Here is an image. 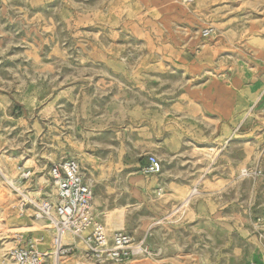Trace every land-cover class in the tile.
Listing matches in <instances>:
<instances>
[{
	"label": "rangeland",
	"instance_id": "1",
	"mask_svg": "<svg viewBox=\"0 0 264 264\" xmlns=\"http://www.w3.org/2000/svg\"><path fill=\"white\" fill-rule=\"evenodd\" d=\"M254 107L264 0H0V264L19 234L48 241L15 188L43 201L68 158L96 217L154 252L126 264H264V209L242 175L258 136L238 130ZM150 155L158 175L142 171Z\"/></svg>",
	"mask_w": 264,
	"mask_h": 264
},
{
	"label": "built area",
	"instance_id": "2",
	"mask_svg": "<svg viewBox=\"0 0 264 264\" xmlns=\"http://www.w3.org/2000/svg\"><path fill=\"white\" fill-rule=\"evenodd\" d=\"M211 30L203 33L204 38ZM145 175H158L162 172V163L154 155L148 157V163L142 168ZM19 177L29 182L34 171L18 166ZM259 171L244 170L243 177L252 178ZM54 193L43 201L34 200L24 191L20 194L18 211L20 217L29 216L36 222L48 223L53 227L55 243L49 254L38 249V241L32 237L18 235L14 246L8 252L11 264H62L78 250L75 243H65V238L82 241V258L88 264H126L139 258H153L154 252L144 240H137L125 231L110 232L94 213L95 193L84 179L82 168L75 158L54 163L49 171ZM255 264V263H251Z\"/></svg>",
	"mask_w": 264,
	"mask_h": 264
},
{
	"label": "crops",
	"instance_id": "3",
	"mask_svg": "<svg viewBox=\"0 0 264 264\" xmlns=\"http://www.w3.org/2000/svg\"><path fill=\"white\" fill-rule=\"evenodd\" d=\"M247 112L248 113H255V114H264V108H261V110H256V107H254V108H250ZM256 118L258 120L254 121V120H250V117H247L245 119V121L238 126V130H241L243 128V129L246 130L247 134L249 133V130L255 131L253 133H257V136H258V137L256 136L257 137V143H255V147L250 148V151H249V159H251V155H252L253 158H254V162L253 163L248 162V165H250L249 166L250 170L259 171L260 174L254 176L252 178H245L244 180L247 183H249V184H251V183L254 184V187H253L254 190L253 191L258 195V197H260V207H262L264 209V115H261V116H258V117L256 116ZM254 124L256 126H258V128L254 129V127H253ZM256 129H258V132H256ZM256 146L257 147L261 146V149H259V148L257 149ZM147 163H148V160H147L145 165H147ZM81 168H82V166H81ZM82 171H83V169H82ZM178 195H179V193H178ZM116 231H119V230H116ZM113 232H115V231H113ZM30 233H32V232L29 231L28 234L26 236H23V237L24 238L32 237V238L36 239L38 241V249L41 252H43V250H41L39 248L40 244L44 243V241L41 240L42 236L41 235L35 236L33 234L30 235ZM67 240H68V242H66V243H75L77 245L75 240H72L71 238H68ZM137 240H144V239H137ZM14 244H15V242H13L12 246H14ZM78 248H79V250L73 256H70L69 258H67L66 260H68V261H64L62 264H80L81 256H82V250H83L84 246L83 247H79L78 246ZM251 263L261 264V263H258V262H251ZM48 264H52V261L49 260Z\"/></svg>",
	"mask_w": 264,
	"mask_h": 264
},
{
	"label": "bare ground",
	"instance_id": "4",
	"mask_svg": "<svg viewBox=\"0 0 264 264\" xmlns=\"http://www.w3.org/2000/svg\"><path fill=\"white\" fill-rule=\"evenodd\" d=\"M13 186H14V185H13ZM14 188H15V187H14ZM15 190L17 191V190H19V189H18V188H15ZM20 191H21V190H20ZM3 207H4L5 209H7V208L9 207V205H8L7 203H5V204L3 205ZM114 228L118 229V228H120V226H119V225H114ZM45 230L48 231V236H47L48 241L45 242L44 244H45V245H48V246H53L54 243H55V235H54L53 227H52V226L45 227ZM64 242L66 243V242H68V240L65 238ZM48 254H49V253H48Z\"/></svg>",
	"mask_w": 264,
	"mask_h": 264
}]
</instances>
